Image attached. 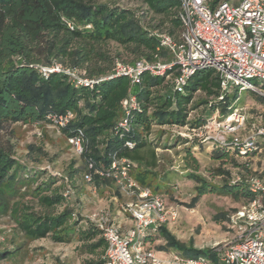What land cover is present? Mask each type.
Returning a JSON list of instances; mask_svg holds the SVG:
<instances>
[{
    "label": "trees",
    "instance_id": "obj_1",
    "mask_svg": "<svg viewBox=\"0 0 264 264\" xmlns=\"http://www.w3.org/2000/svg\"><path fill=\"white\" fill-rule=\"evenodd\" d=\"M230 1L208 0V3L215 8ZM180 11L179 0H141L138 8L99 0H0V216L9 215L26 241L50 237L56 243H70L78 236L81 242L78 250L89 254L85 263L103 264L108 246L103 230L88 218H80L79 211L69 207L64 196L66 189L74 190L77 175L83 174L85 178L91 173V181L85 180L100 189L110 184L115 188L114 196L122 197L124 205L130 198L120 191L114 178L95 172L96 169L107 172L115 154L116 158L129 161V173L139 186L157 192L162 187L159 182L168 184L163 173L170 159L159 152L161 135L165 132L157 136L155 128H201L214 114L227 116L237 106L239 96L229 104L230 92L219 99L221 76L215 70L195 73L179 92L172 80L178 73L176 68L168 72L170 77L144 72L139 84L123 75L100 81L92 88L74 87L65 74L55 73L46 78L36 68L59 61L85 77L98 80L112 75L118 61L133 65L141 59L169 60L168 50L160 47L159 38L149 32L158 29L181 41ZM86 24H91V28H84ZM111 42L130 54L131 59H123L121 50L113 54L109 49ZM235 88L238 95L241 90ZM198 92L201 95L196 98ZM131 95L137 97L140 109L132 113L131 130L121 137L117 125L125 116L122 102ZM202 104L208 106L206 115L189 119L190 111ZM68 110L75 112V118L62 132L67 140L70 136L82 139L79 169L70 168L65 176H55L45 167L30 165L17 156V142L9 130L11 123H44L49 114ZM171 139L174 142L166 141L164 148L188 145L182 150V161L188 170L187 177L197 182L194 204L207 192L230 195L235 200L242 198L243 205L251 199L248 181L258 175L251 172L248 163L238 161L242 157L236 156L232 148L218 147L213 156L222 165L236 168L239 179L230 181L231 171L219 166L216 174L227 178L223 185L217 186L200 172V162L194 154V149L204 142L178 133L171 135ZM127 140H132L134 146H127ZM27 196L34 203L24 200ZM84 221L86 227L81 225ZM167 222L149 233L145 243L157 251L182 257L204 254L216 259L215 247L198 249L192 242L179 240ZM157 241L163 244L156 247ZM24 243L0 250V260L14 258Z\"/></svg>",
    "mask_w": 264,
    "mask_h": 264
},
{
    "label": "built area",
    "instance_id": "obj_2",
    "mask_svg": "<svg viewBox=\"0 0 264 264\" xmlns=\"http://www.w3.org/2000/svg\"><path fill=\"white\" fill-rule=\"evenodd\" d=\"M179 1L183 27L181 41L158 29L149 32L159 38L160 47L168 50L169 60L150 62L141 59L133 65L118 61L112 75L98 80L85 77L77 69L59 61L36 68L46 78L55 73L67 75L76 88H92L100 81L123 75L133 84H139L144 72L170 77L168 72L173 68L178 72L172 80L179 92L184 90L190 77L202 70H215L220 74L222 93L219 99H224L234 87L242 91L264 86V0L221 2L215 8L209 5L208 0ZM68 24L74 27L73 23ZM83 27L90 29L91 24ZM252 79L260 81L261 85L252 83ZM122 106L125 116L117 125L121 137L131 130L132 113L140 109V103L135 95H131L123 100ZM74 118L75 112L68 110L49 114L47 123L63 130ZM244 121L242 108L236 106L223 119L216 113L201 128L178 127L177 133L187 138L196 136L216 148L229 146L236 156L246 157L258 150V140L264 138V124L257 125L250 134L242 137L237 132L244 126ZM212 127L218 130L217 133H212ZM68 141L78 154L82 153L81 137L70 136ZM126 145L133 147L134 142L127 140ZM112 158L107 172L98 169L95 172L114 178L120 191L130 198L123 209L133 219L134 225L124 232L121 223L108 216H88L103 230L108 244L103 264H264V180L259 176L248 181L251 199L229 216L235 237L223 247L214 246L216 259L210 256L182 257L179 254H170L168 258L148 246L145 238L169 218L175 219L176 211H169L165 200L151 188L139 186L129 173L130 163L126 158L118 159L115 154ZM90 167H94L92 163ZM46 169L52 175L63 176ZM85 178L91 181L92 174H86ZM73 194L74 190L70 188L64 192L68 200Z\"/></svg>",
    "mask_w": 264,
    "mask_h": 264
},
{
    "label": "rangeland",
    "instance_id": "obj_3",
    "mask_svg": "<svg viewBox=\"0 0 264 264\" xmlns=\"http://www.w3.org/2000/svg\"><path fill=\"white\" fill-rule=\"evenodd\" d=\"M99 1L128 8H138L141 5V0ZM237 1L231 0L230 2L235 3ZM109 49L113 54L118 50L123 51V59L129 60L132 57L112 42L109 44ZM251 82L261 85L260 81L256 79H252ZM236 92L237 88L234 87L228 94L229 104H232L239 96L236 104L239 108H242L245 121L244 126L237 133L245 137L257 125L264 124V87L242 90L238 95ZM200 95L198 92L195 97L198 98ZM207 111L208 106L202 104L190 111L189 119L203 117ZM224 116L223 113L220 114L221 119ZM156 128L157 136L165 132L161 135L159 152L165 154L170 159V163L166 162V171L163 173V176L165 175L169 180L168 184L159 182L162 186L161 189L153 192L161 195L169 211H176L177 213L175 219H168V228L179 240L185 243L192 242L193 246L198 249L225 246L235 237V229L229 221V216L235 209L243 205L244 199L235 200L230 195L207 192L194 204L192 198L196 194L197 182L187 177L188 170L184 169L182 161V150L187 144L181 143L168 149L164 148V144L174 142L172 139L170 140V136L177 134L180 129L177 126ZM9 130L13 133V138L17 142V156L28 164L43 168L47 167L64 176L70 168L79 169L81 167L82 158L69 143L62 130L57 127L47 122L34 124L16 122L10 124ZM181 131L184 132L185 130ZM211 131L215 134L218 130L212 127ZM215 150L218 149L208 142H204L194 149V154L200 162V172L206 176L209 182L221 186L227 177L216 174L215 169L223 166L231 171L230 181L238 180V170L232 166L222 165V162L213 156ZM238 159L241 163H248L251 172L264 179V138L259 139L257 151ZM73 183L74 194L68 200V204L69 207L79 211L80 218L87 219L88 216L93 214L102 215L103 212L109 218L116 217L118 213L128 215L123 209V200L117 196V199L112 198L115 192L114 187L107 186L100 189L98 186L88 183L83 174H78ZM24 200L33 202L29 196L25 197ZM62 208L60 207L59 210H62ZM113 220L120 223L118 218ZM81 225L86 227L87 224L84 221ZM22 242L25 243L20 253L14 258L0 260V264H87L85 261L89 257L88 253H82L78 250L81 244L78 236H75L70 243H56L50 237L29 242L16 230L9 215H1L0 250L12 248L13 244L17 245ZM159 244H163L162 241H158L155 244L156 247ZM161 254L168 258L170 255L166 251H162ZM198 256L208 257L204 254Z\"/></svg>",
    "mask_w": 264,
    "mask_h": 264
},
{
    "label": "crops",
    "instance_id": "obj_4",
    "mask_svg": "<svg viewBox=\"0 0 264 264\" xmlns=\"http://www.w3.org/2000/svg\"><path fill=\"white\" fill-rule=\"evenodd\" d=\"M164 183H167V182L165 181ZM107 186H109V187H111V188L113 187V186H111L110 184H105V185L102 186V187L106 188ZM114 190H115V188H114ZM112 198L117 199L116 196H114V195H113ZM121 198H122V197H121ZM122 199H123V198H122ZM113 204H115V203L113 202ZM114 218H118V220H120V223H121V225H122V228H123V231H124V232H125L128 228H131V227L134 225L133 219H132L129 215H124V214H120V213H118L116 217H112V219H114ZM157 242H158V241H157ZM157 242H156V243H157ZM159 242H161V241H159ZM147 245L150 246L148 243H147ZM162 251H163V250H162ZM162 251H158L160 255H163V254H161ZM163 253H164V252H163Z\"/></svg>",
    "mask_w": 264,
    "mask_h": 264
}]
</instances>
